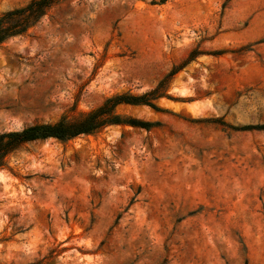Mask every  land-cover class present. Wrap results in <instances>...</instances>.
<instances>
[{
  "label": "rangeland",
  "instance_id": "obj_1",
  "mask_svg": "<svg viewBox=\"0 0 264 264\" xmlns=\"http://www.w3.org/2000/svg\"><path fill=\"white\" fill-rule=\"evenodd\" d=\"M160 83L10 154L0 264H264V0L59 1L0 46V133Z\"/></svg>",
  "mask_w": 264,
  "mask_h": 264
},
{
  "label": "trees",
  "instance_id": "obj_2",
  "mask_svg": "<svg viewBox=\"0 0 264 264\" xmlns=\"http://www.w3.org/2000/svg\"><path fill=\"white\" fill-rule=\"evenodd\" d=\"M59 1L29 0L21 7L0 14V46L12 37L23 35ZM162 87L163 83H160L155 89L139 96L119 94L109 97L98 107L74 119L63 117L55 122H38L0 133V169L6 166L10 154L26 143L48 138L65 141L92 134L108 125L125 123L115 112L119 105H146L157 110L153 101L159 97Z\"/></svg>",
  "mask_w": 264,
  "mask_h": 264
}]
</instances>
